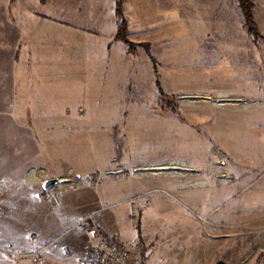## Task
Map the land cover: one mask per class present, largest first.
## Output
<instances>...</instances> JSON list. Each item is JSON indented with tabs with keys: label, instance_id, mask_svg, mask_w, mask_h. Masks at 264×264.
Masks as SVG:
<instances>
[{
	"label": "rangeland",
	"instance_id": "1",
	"mask_svg": "<svg viewBox=\"0 0 264 264\" xmlns=\"http://www.w3.org/2000/svg\"><path fill=\"white\" fill-rule=\"evenodd\" d=\"M250 1L259 35L239 0H129L132 46L96 58L99 43L73 37V77L114 62L118 82L73 83L86 102L55 161L40 156L38 201L2 207L21 263L112 264L104 233L149 264H264V0Z\"/></svg>",
	"mask_w": 264,
	"mask_h": 264
},
{
	"label": "crops",
	"instance_id": "2",
	"mask_svg": "<svg viewBox=\"0 0 264 264\" xmlns=\"http://www.w3.org/2000/svg\"><path fill=\"white\" fill-rule=\"evenodd\" d=\"M53 1L16 0L12 18V6L0 0V211L2 207L6 211L8 204L38 201L40 156L55 161L50 146L55 148L56 139H71L72 108L86 102L71 95L73 83L97 90L93 85L108 82L113 89L118 82L114 62L107 69L88 67L87 59H93L90 49L84 57L87 65L75 74L79 77H73L71 66L72 43L77 39L73 37L99 43L96 58H104L105 42L111 49L120 45L117 1L59 0L63 18L55 15ZM128 3L123 1V11ZM21 235L0 224V264H23Z\"/></svg>",
	"mask_w": 264,
	"mask_h": 264
},
{
	"label": "built area",
	"instance_id": "3",
	"mask_svg": "<svg viewBox=\"0 0 264 264\" xmlns=\"http://www.w3.org/2000/svg\"><path fill=\"white\" fill-rule=\"evenodd\" d=\"M99 249L107 256L112 264H149L150 257L143 253V247L134 248L123 246L104 233H99Z\"/></svg>",
	"mask_w": 264,
	"mask_h": 264
},
{
	"label": "trees",
	"instance_id": "4",
	"mask_svg": "<svg viewBox=\"0 0 264 264\" xmlns=\"http://www.w3.org/2000/svg\"><path fill=\"white\" fill-rule=\"evenodd\" d=\"M116 1H117V14L119 17L117 38L131 45L132 42L127 36L128 23H127V19L125 18L124 11H123V1L124 0H116ZM239 2L242 7V10H243V13L246 19V24L249 30L259 35V32L257 30V25H256V22L253 16L252 2L250 0H239Z\"/></svg>",
	"mask_w": 264,
	"mask_h": 264
},
{
	"label": "water",
	"instance_id": "5",
	"mask_svg": "<svg viewBox=\"0 0 264 264\" xmlns=\"http://www.w3.org/2000/svg\"><path fill=\"white\" fill-rule=\"evenodd\" d=\"M60 181H61V180H60L59 178H57V177L47 179V180H45L44 183H43V188H44L45 190L50 189L51 187L57 185Z\"/></svg>",
	"mask_w": 264,
	"mask_h": 264
}]
</instances>
